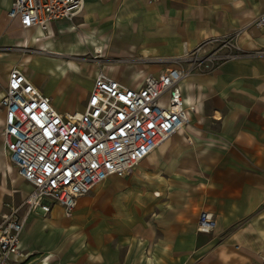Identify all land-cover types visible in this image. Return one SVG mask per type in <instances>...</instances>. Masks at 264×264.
<instances>
[{"label":"crops","instance_id":"1","mask_svg":"<svg viewBox=\"0 0 264 264\" xmlns=\"http://www.w3.org/2000/svg\"><path fill=\"white\" fill-rule=\"evenodd\" d=\"M11 2L0 0V101L13 67L65 114L83 111L99 72L138 87L236 32L240 54L181 80L189 121L129 175H109L70 213L57 203L29 212L12 264H264V26L254 23L264 0H83L46 31L9 18ZM94 47L100 62L79 59ZM57 69L66 91L49 78ZM4 117L0 106V221L4 201L31 190L5 155ZM201 211L214 215L209 232L197 230Z\"/></svg>","mask_w":264,"mask_h":264},{"label":"built area","instance_id":"2","mask_svg":"<svg viewBox=\"0 0 264 264\" xmlns=\"http://www.w3.org/2000/svg\"><path fill=\"white\" fill-rule=\"evenodd\" d=\"M83 0H12L8 16L22 28L46 31L58 18L73 19ZM254 23L264 26V12ZM238 32L209 38L171 63L158 75L148 74L128 87L99 72L83 111L62 114L50 98L13 67L0 101L5 117L1 136L7 156L31 186L17 207L2 214L0 264H12L29 212L46 215L61 205L66 213L77 197L109 175H129L155 147L189 121L180 82L193 73H208L239 56ZM100 53H96L99 55ZM101 57V56H100ZM163 95H167L162 101ZM214 215L201 211L197 230L211 231Z\"/></svg>","mask_w":264,"mask_h":264},{"label":"rangeland","instance_id":"3","mask_svg":"<svg viewBox=\"0 0 264 264\" xmlns=\"http://www.w3.org/2000/svg\"><path fill=\"white\" fill-rule=\"evenodd\" d=\"M94 48H96V47H94ZM92 54H93V53H91L90 55L85 56V57H79V59H81V60H86V61H88V62H92V63H94V62H100V60L102 59V57H96V58H94ZM56 71L58 72L59 75H57V74L55 73V74H56V76H55L54 73H50L49 78L52 80V78H53V76H54V78H53V82H52V83L55 84V85H60V86L62 87V89H64V91H66L67 88H68V86H69V84H68V80L65 79L66 72L62 73V72H60L59 69H57ZM80 76H81V80H80L79 82L82 83V79L85 78V77H84L83 74L80 75ZM79 82H76V83H77V84H80ZM19 203H20V202H19ZM19 203H14V202H13L12 200H10V199L5 200V201H4V204H3V205H4V208H5L4 213L8 212L9 209H10L12 206L17 207V206L19 205Z\"/></svg>","mask_w":264,"mask_h":264},{"label":"bare ground","instance_id":"4","mask_svg":"<svg viewBox=\"0 0 264 264\" xmlns=\"http://www.w3.org/2000/svg\"><path fill=\"white\" fill-rule=\"evenodd\" d=\"M94 52H95V54L93 55V57L94 58H96V57H100L101 56V47H96V48H94ZM96 53H100L99 55H96ZM22 71V70H21ZM184 101V100H183ZM188 108V107H187ZM188 116H189V114L191 113V110L190 109H188ZM3 149H4V143H3ZM4 152H5V150H4ZM5 155H7L6 153H5Z\"/></svg>","mask_w":264,"mask_h":264}]
</instances>
